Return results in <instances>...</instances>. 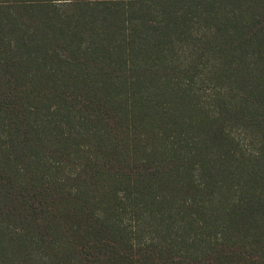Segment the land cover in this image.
I'll return each instance as SVG.
<instances>
[{
	"label": "trees",
	"instance_id": "16d2710c",
	"mask_svg": "<svg viewBox=\"0 0 264 264\" xmlns=\"http://www.w3.org/2000/svg\"><path fill=\"white\" fill-rule=\"evenodd\" d=\"M0 264H264V0H0Z\"/></svg>",
	"mask_w": 264,
	"mask_h": 264
}]
</instances>
